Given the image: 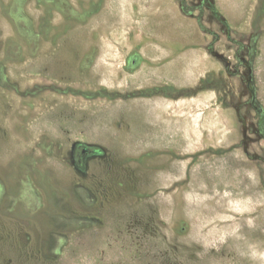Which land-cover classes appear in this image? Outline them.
Segmentation results:
<instances>
[{
  "label": "rangeland",
  "instance_id": "374dc122",
  "mask_svg": "<svg viewBox=\"0 0 264 264\" xmlns=\"http://www.w3.org/2000/svg\"><path fill=\"white\" fill-rule=\"evenodd\" d=\"M0 264H264V0H0Z\"/></svg>",
  "mask_w": 264,
  "mask_h": 264
},
{
  "label": "flooded vegetation",
  "instance_id": "af4514ba",
  "mask_svg": "<svg viewBox=\"0 0 264 264\" xmlns=\"http://www.w3.org/2000/svg\"><path fill=\"white\" fill-rule=\"evenodd\" d=\"M132 64L133 65L135 64L134 60L132 61ZM76 148H81L78 156L75 155V154L72 155V160L76 164L84 162L89 157L99 154V151H96V150H93V149H90V150L89 149H85V148H83V145H79V144L75 145V147L73 148L72 152H75Z\"/></svg>",
  "mask_w": 264,
  "mask_h": 264
}]
</instances>
